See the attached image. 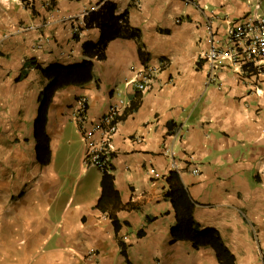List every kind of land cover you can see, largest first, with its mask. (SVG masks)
Listing matches in <instances>:
<instances>
[{"label":"crops","instance_id":"obj_1","mask_svg":"<svg viewBox=\"0 0 264 264\" xmlns=\"http://www.w3.org/2000/svg\"><path fill=\"white\" fill-rule=\"evenodd\" d=\"M103 1L0 0V264H92L89 251L97 264H218L210 248L170 242L174 213L163 192L171 158L200 229L219 233L234 264H264V72L254 78L226 67L206 85L202 59L210 34L223 38L227 23L253 12L256 0H110L140 39L110 40L105 58L92 59L96 83L54 93L46 121L51 160L36 162L33 120L44 79L34 67L16 77L31 57L42 67L80 62L81 42L98 35L81 29L82 19ZM141 66L156 70L137 91L130 79ZM80 97L86 128L122 100L106 157L112 182L104 210L94 206L99 168L77 192L51 165L73 124L80 171L90 170L72 117ZM91 138L99 141L100 131Z\"/></svg>","mask_w":264,"mask_h":264},{"label":"trees","instance_id":"obj_2","mask_svg":"<svg viewBox=\"0 0 264 264\" xmlns=\"http://www.w3.org/2000/svg\"><path fill=\"white\" fill-rule=\"evenodd\" d=\"M81 29L97 28L98 35L94 41H82L80 46L83 59L72 64H50L42 67L36 63L33 57L26 59L20 68L16 80L26 74V68H36L42 78L44 85L38 94V108L33 120L34 154L38 165L45 166L50 163L51 149L49 137L46 132L47 110L52 101L54 93L68 85H84L97 78L93 75L92 59L103 60L104 49L107 43L115 38L136 39L139 41L140 33L132 28L126 16V12H117L116 5L110 0L103 1L96 9L90 10L83 17ZM138 54L142 62L147 60V55L138 46ZM119 118H123L120 115ZM109 164L106 163L101 170L100 196L95 207L104 210L102 203L108 183L112 182V175L107 172ZM163 197L170 202L174 213V225L170 229V242L176 240L189 241L194 248H210L218 264H234V257L224 246L219 233L213 228L200 229L194 220V201L190 198L188 191L180 179L179 173L171 170L165 178V190ZM112 221L115 218L111 213Z\"/></svg>","mask_w":264,"mask_h":264},{"label":"built area","instance_id":"obj_3","mask_svg":"<svg viewBox=\"0 0 264 264\" xmlns=\"http://www.w3.org/2000/svg\"><path fill=\"white\" fill-rule=\"evenodd\" d=\"M253 7L254 11L247 16L227 23L223 38H218L215 33L210 34V43L202 58L207 64L206 85L215 83L218 72L226 67H232L237 73L249 72L254 78L264 72V12L258 11L259 0L254 2ZM155 70V67L141 66L134 72L130 82L135 83L137 91H143L153 81ZM85 110L86 99L80 97L72 117L86 142L83 163L102 169L107 163V155L113 150L111 138L117 129L116 119L122 112V100L110 105L90 128L85 127ZM97 130L100 131L101 138L95 142L91 137ZM162 153L171 156V150L168 147L163 148ZM170 165L173 170H178L173 158ZM191 172L197 174L198 166L193 164ZM88 253L92 264H97L94 253L92 251Z\"/></svg>","mask_w":264,"mask_h":264},{"label":"rangeland","instance_id":"obj_4","mask_svg":"<svg viewBox=\"0 0 264 264\" xmlns=\"http://www.w3.org/2000/svg\"><path fill=\"white\" fill-rule=\"evenodd\" d=\"M69 125L71 126V130H69L71 131V133L69 134V136H71L70 143L63 144L62 142V144L61 143L59 144L58 148L53 149L54 153H56L55 152L56 150L58 151L56 153V156L54 155L55 159L53 160V162L51 161V165L53 168H58L57 172L61 171L59 177L60 178L62 177L61 180H63V183L65 184L64 186H66L68 189L76 187V191L78 192L90 179L91 175L93 174L95 175L97 173V167L89 166L90 170H87L86 172L80 171L79 157H80L82 142L79 139L80 137L77 134H75L76 132L73 127V124H69ZM84 166L87 165L84 164ZM94 182H95L94 184H96V181Z\"/></svg>","mask_w":264,"mask_h":264}]
</instances>
